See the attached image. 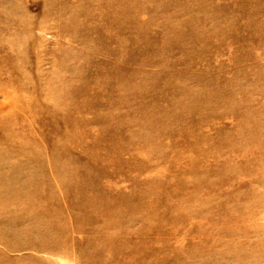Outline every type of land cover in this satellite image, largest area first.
Here are the masks:
<instances>
[{"label":"rangeland","instance_id":"374dc122","mask_svg":"<svg viewBox=\"0 0 264 264\" xmlns=\"http://www.w3.org/2000/svg\"><path fill=\"white\" fill-rule=\"evenodd\" d=\"M0 264H264V0H0Z\"/></svg>","mask_w":264,"mask_h":264}]
</instances>
